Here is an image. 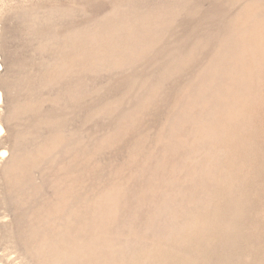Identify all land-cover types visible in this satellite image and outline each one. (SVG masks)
<instances>
[{"label": "rangeland", "instance_id": "374dc122", "mask_svg": "<svg viewBox=\"0 0 264 264\" xmlns=\"http://www.w3.org/2000/svg\"><path fill=\"white\" fill-rule=\"evenodd\" d=\"M5 1L11 4L6 16L19 11L40 15L39 33L53 34L57 45L21 42L26 22L10 27L4 17L0 19L3 32L9 28L17 34L11 45L13 56L1 38L2 68L18 70L16 92L4 90L2 108L8 111L15 94L22 101L33 97L37 104H46L43 112L50 116L57 110L47 101L67 94L74 101V113L79 114L72 126L79 123L85 129L84 138L77 135L78 140H72L73 145L60 151L54 161L38 165L35 175L22 172L21 184L14 189L16 198L7 199L14 222L0 227V241L13 239L35 264H264V15L256 17L264 0L163 2L179 15L153 37L178 42L182 56L174 68L186 69V78L190 71H199L198 83H183L185 78L179 86L186 87V92L196 84L204 86L203 98L212 106L203 109L195 97V105L189 102L186 122L179 116L188 100L177 94L178 87L156 91L158 99L152 100L150 88L158 84L146 78L144 68L109 69L121 68L127 56L121 51L113 57L103 53L114 46L107 39L118 36L112 33L127 18L129 5L150 0ZM175 3L188 7L183 11ZM198 20L204 21L203 27L193 28ZM214 21L217 24L212 27ZM87 26L106 42L67 45L71 33ZM217 44L220 48L215 51ZM92 52L103 56L92 58ZM189 58L194 62H185ZM140 81L150 91L126 99L129 89ZM125 100L130 101L129 109L137 110L139 103L147 109L124 112ZM102 115L113 120L103 122ZM2 122L1 147L12 150L14 124L9 119ZM77 127L74 132H79ZM201 127L207 130L203 139H210L204 145L199 133H191ZM2 176L3 172L0 189L12 195L11 183ZM1 253L8 254L13 264H21L13 250Z\"/></svg>", "mask_w": 264, "mask_h": 264}, {"label": "bare ground", "instance_id": "6f19581e", "mask_svg": "<svg viewBox=\"0 0 264 264\" xmlns=\"http://www.w3.org/2000/svg\"><path fill=\"white\" fill-rule=\"evenodd\" d=\"M131 1H133V0H131ZM165 1L170 2V3H167V4H171V3L174 2L173 0H162L161 2H160V0H158V1L150 0L149 2H144L145 4H143L142 2H139V3H134V2L131 3L130 2L131 3L129 5L130 6L129 7L130 9L125 14L127 16V18L125 20H123L121 22V24H118L120 26V28H118L115 31L117 33L116 34L112 33V35H118V36L116 38H109V39H107V41H114V46L111 47V49H109V51H106V52H103V53H106L109 56L113 57V56H115L116 51H121L120 54L127 56V59H128L127 63H124V64H122L120 66L117 65L118 67H121V68L108 67L109 69L112 68V70L120 71V70H133V69H138V68H140V69L144 68V70L142 72L145 73L146 78L148 80H149V78L151 80L153 79L154 82L156 84H158L157 86H154L153 85L150 88L151 91H152V92H150L151 93V97L150 98L152 100L158 99V95H156V93H155L156 91L159 93V91H161V89H164V90H166V89H168V90L169 89H175L176 90V88L178 87L179 88L178 89L179 93H177V94H180L183 97V99L186 97V99L188 100V101L184 100V103L186 105L182 108V110H181V116H179V118L182 121L186 122L189 119V114H188L189 102H190V105L192 106L194 104L192 101H193V99L195 97H198L201 100V102L199 103V105L202 106L203 109L208 110V109L212 108V106H211V104H209L207 102L208 101L207 99L203 98V96L206 93V88L204 86H201V85L196 84L194 86V88L191 91H189V92H186L187 91V88L186 87H185V89H183L182 87L179 86V82L182 79H185L186 78V77H184V74H183L184 73V70H186V69H184V68L183 69H179V68H176L175 69L174 68V65H173V64H175V60L178 59V58H181V56H182V55H180L181 50L179 48H177L178 42L177 41L173 42L172 40H170V41L167 42L165 40L166 38L165 39L162 38L161 41H159L160 37H159V39H154V37H153V34L156 31L164 30L166 26L172 25V23L175 21V19L179 15L178 13H177L178 15H174V10H170L172 8L168 9L170 6L168 7L166 5H163V2H165ZM185 1H188V0H185ZM9 4L5 0H0V19L4 17L5 18V21H6V24L9 23L10 24V27L23 26L24 23L26 22V31H25V33H20V37L19 38H21V40H23L21 42H27L29 44H31V42H32V43H34L36 45H39L40 42H42L43 44L46 43L44 47H46L47 45H50V44L52 45L53 43L57 45V43H56L57 41L56 40L54 41V40L51 39V37L53 36V34H51L50 35L51 37H49L48 34H46V35L43 36V34L39 33V29L42 26V24H41L42 23L41 22L42 19H41V16L40 15H34V13H31V12H28L26 15H24V13H22L21 11H19V12H16V13L12 14V16H6V14L4 15V13L7 12L8 11V8L11 6V4H10V6H9ZM177 4L181 7V10H183V11L185 10L186 7H188L187 4H185V3H182V4L177 3ZM177 4L175 3V5H177ZM20 9H21V7H20ZM55 15H56V13H55ZM262 15H264V8L260 9L257 12L256 17H260ZM67 16H69V15H67ZM53 17H54V15H53ZM61 17L59 18V16H58V18L60 20H61ZM53 19H55V18H53ZM56 20H55V22H56ZM58 20H57V23H58ZM207 20H205V21H207ZM215 21L212 23L213 24L212 27H214V25L217 24V22L215 23ZM61 22H62V20L60 21V23ZM198 22H199L198 24L195 22L194 26H192V27L193 28L196 27L195 25H198L199 26V24L202 26L203 23H204V21H203V23H201V20H198ZM1 23L2 22L0 21V25H1ZM101 23H102V21H101ZM48 24H50V22ZM58 24H56V25H58ZM201 26H199V27H201ZM199 27L197 29H199ZM212 27H211V29H212ZM1 28H2V26H0V42H1V38H2V41H4V43H5V46H7L8 53L10 54V56H13V50H12V46L11 45L13 44L12 42L14 41V39L17 37V34H15L16 32L14 33L15 30H13V29L10 30L8 28V26H7L8 31H4L3 32ZM87 28H88V26H87ZM203 29H205V28H203ZM53 32L55 33V31H53ZM197 33H199V32H196V34ZM96 35H98V34H96V29L94 30V28H88L87 30L85 29L82 32H73V33L70 34V36H69V38L67 40V43H68L67 45H69V46L71 45L72 46V45H74V43L83 42L84 44H86L85 46H92L93 44L95 46H97V45H100L101 43H105L106 42V40H103L102 37H99V39H98L96 37ZM164 35H165V33H164ZM220 35H221V33H220ZM56 39H57V37H56ZM158 42H159V47L157 48V45L156 44H158ZM59 43H61V42H59ZM241 44H240V46H241ZM149 45H152V46L151 47H148ZM40 46L42 47V45H40ZM215 47H216L215 51H217L220 48V45L217 44ZM48 48H50V47H48ZM5 50H6V48H5ZM80 51H81V49H80ZM84 51H86V50H84ZM94 51H98V50H94ZM87 52H88V50H87ZM99 52H101V51H99ZM86 54H84V55H86ZM93 54H95V53H93ZM48 55H49V53H48ZM236 55L237 54L235 53V56ZM31 56H33V55L31 54ZM97 56L99 57V56H103V55H101V54H99V55L98 54H95L92 58H96ZM34 57H35V59H38V60L40 59L39 56H38V58H36V56H33V58ZM88 57H89V59L91 58L90 55ZM33 58L31 57V59H33ZM41 58H42V56H41ZM82 58H83V56H82ZM193 58H189L185 62L190 63V62L193 61ZM210 58H211V56H210ZM1 59H2V56H1V53H0V174H1V172H3V176L2 177H4L5 180L7 179L9 181V183H11V189L12 190H11L10 193H13L12 195H9L8 194V196H7L5 194V191H3V189H0V227L6 228V227H8L9 224H11V223L13 224V222H14V214H13V211H12L10 205L7 204V199H8L9 196L11 198H13V199L16 198V196L14 195L15 194L14 193L15 192L14 189L16 188V186H18L19 184H21V181H22V172L24 171V172H26L30 176L35 175V173L37 172V169H38V165L44 163L45 161H47V162L54 161L55 160L54 157L60 151H62L63 149H65V148L70 147V146L73 145V143H71L72 140H78V139L75 138L77 135H79L78 136L79 139L80 138H84L82 132H84L83 130L85 129L84 128L85 126L84 127L83 126H79V123H78L77 126L79 128L77 126L76 127H77V130L80 129V130H78L79 132H74L73 131V128H74L73 126L74 125L72 126V120H73V118H75L76 115L79 116V114H77V112L74 113V109H73L74 101L72 100V97L70 95H67V94H65L61 99L47 101L51 105L50 108H53V109L57 110L54 115H50V116L49 115H44L46 113H44L43 110H46V109H44L46 104L45 105H44V103L41 104V102H43V101H40L39 102L41 105L37 104V102L35 101L36 99H34L33 97L28 98L27 101H29V102L22 101L20 98H16L15 94H14L15 100H14V97H13V100L14 101H12V104L8 105V108L6 107L8 109V111L6 112V110H4V108H2V104H4V102H5V100H4V92L5 91H9V92L12 91L13 93L16 92V89H17L16 88V85L18 83V81H17L18 78L16 79V76L18 74V72H17L18 70L16 68H14V67L12 69H11V67H9V69H6V70L3 69L2 68ZM52 59H51V61H52ZM156 60H158V63H156ZM99 61L100 60H98L97 62L99 63ZM151 61H153V62L151 63ZM211 61H213V59ZM101 62L102 63H106V62H103V61H101ZM107 64H110V63H107ZM107 64H102V65L106 66ZM45 65H43V66L45 67ZM98 65L101 66L100 64H98ZM172 65H173V67H172ZM35 67H36V65H35ZM17 68L19 69V67H17ZM37 68H39V67H37ZM55 69H56V67H55ZM28 70H29V67H28ZM37 70L39 71V69H37ZM2 71H4V72H2ZM69 71H72V70H69ZM82 71H83V69H82ZM165 72H168L167 73V76L168 77L164 75ZM66 74H67V72H66ZM190 74H191V76L190 77H187L185 80H183L184 81L183 83H185V82L186 83L187 82L188 83H192V82L198 83V79H195V76H196V74H199V71L192 70V73L190 71L189 74H188V76ZM112 75H113V73H112ZM133 76H132L131 80L134 78ZM195 80H197V82ZM68 82H66V83H68ZM212 82H213V80H212ZM221 82H222V79H221ZM19 86H21V85H19ZM226 87H230V86H226ZM30 90H31V88H30ZM129 90H131V92L129 93V96L126 99H129L130 100V99H133L134 96L136 97V95H138V94L145 93L146 91L148 93V90L149 89L147 90V87H145L144 82H141V83L138 82V83L135 84V89H134V87H132ZM35 95H36V93H35ZM141 96H143V95H141ZM42 98H44V97H42ZM119 98H120V96H119ZM190 99H191V101H190ZM226 100H227V97H226ZM130 105H131L130 104V101L127 102L125 100L124 106L122 107V111L127 112V113L128 112H133L135 114V113H137L139 111H144V110L147 109L144 106V104L139 103V105L137 107V110L134 111L133 108H130L129 109ZM118 107H116L115 109H118ZM184 108H185V112L183 113V109ZM84 110H82V111H84ZM119 110H121V109H119ZM47 112H49V111H47ZM191 112H192V110H191ZM51 113L52 112H50V114ZM211 113H212V111H211ZM83 114L82 115L80 114L81 117H83ZM78 116H77V118H78ZM207 116L212 117V114L210 115V113H209ZM109 117H111V118H109ZM4 119L5 120L6 119H9L14 124V146H13V149L12 150L1 147L3 145V143H4V135H5V126H4L3 122H2V121H4ZM101 119H102L101 121L104 120L103 122H105V121H112L113 120V116H111V115H106V116L102 115L101 116ZM78 122H79V119H78ZM81 123L82 122H80V125H82ZM71 126H72V128H71ZM195 129H196V131L192 130L191 133H199V135L203 139V137L205 136L204 133H206L207 130H205V128H202V127L201 128H195ZM64 139H67V142H65ZM208 140H210V139H203V141L200 144L201 145H204V144H206V142ZM216 142H218V141L216 140ZM212 143H213V141H212ZM205 147H207V146H205ZM207 148H209V147H207ZM208 150H210V148ZM202 151H206V150H203L202 149ZM63 152L65 153V151H63ZM207 153H209V152H207ZM217 159H218V157H217ZM1 182H2V180H1ZM29 206H31V205H29ZM31 216H32V214H31ZM57 218H58V216H57ZM75 222H78V221H75ZM66 223H67V221H66ZM79 225H82V224H79ZM61 227H62V225H61ZM30 229H32V227H30ZM0 236H1V233H0ZM21 249H20V246H16L15 245L13 239H8L7 238V239H5V241H4V239L0 241V250H2L4 252L5 251L8 252L10 250H13L14 252L18 253V257L16 259H20L21 262L20 261L19 262L21 264H35L34 261L32 260V255L30 253L28 254L27 251H24V250H21ZM19 262L17 261V263H19ZM0 264H13V261L10 258H8V254L7 255L6 254L4 255V254L1 253V255H0ZM45 264H48V263L45 262Z\"/></svg>", "mask_w": 264, "mask_h": 264}]
</instances>
